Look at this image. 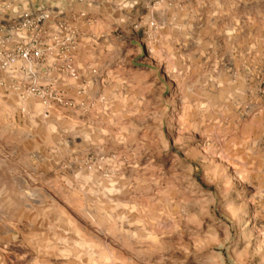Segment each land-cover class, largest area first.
Wrapping results in <instances>:
<instances>
[{
  "label": "rangeland",
  "instance_id": "rangeland-1",
  "mask_svg": "<svg viewBox=\"0 0 264 264\" xmlns=\"http://www.w3.org/2000/svg\"><path fill=\"white\" fill-rule=\"evenodd\" d=\"M44 1L0 27L72 18L78 79L51 74L78 104L26 141L0 264H264V0Z\"/></svg>",
  "mask_w": 264,
  "mask_h": 264
},
{
  "label": "built area",
  "instance_id": "built-area-1",
  "mask_svg": "<svg viewBox=\"0 0 264 264\" xmlns=\"http://www.w3.org/2000/svg\"><path fill=\"white\" fill-rule=\"evenodd\" d=\"M78 15L86 13L81 11ZM78 35L72 18L43 6L24 9L8 20L6 27H0V87L23 103L22 113H26V103L31 100L38 101L45 114L54 105L77 106L78 102L56 85L51 73L57 58L65 56L64 71L78 79L77 69L67 57ZM10 42L12 45L8 46Z\"/></svg>",
  "mask_w": 264,
  "mask_h": 264
},
{
  "label": "crops",
  "instance_id": "crops-1",
  "mask_svg": "<svg viewBox=\"0 0 264 264\" xmlns=\"http://www.w3.org/2000/svg\"><path fill=\"white\" fill-rule=\"evenodd\" d=\"M38 1L32 0L33 5L38 4ZM51 1L45 0L44 3ZM22 105L23 103L17 97L0 87V200L2 201L5 192L8 193L14 189L16 194L19 192L16 176L17 166L21 164V159L24 157L27 161L30 153L44 150L42 146L37 149L26 143L35 136L36 121L53 118L51 111L48 114L42 112V106L36 100L26 103L27 110L23 114ZM54 119L57 120V117ZM31 158L34 159L33 156ZM0 209H3L2 203Z\"/></svg>",
  "mask_w": 264,
  "mask_h": 264
}]
</instances>
